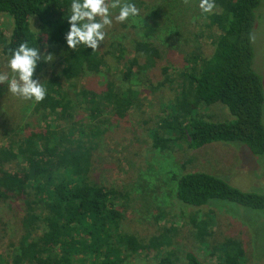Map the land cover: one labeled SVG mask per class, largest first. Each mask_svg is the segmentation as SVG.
Returning <instances> with one entry per match:
<instances>
[{
    "label": "trees",
    "instance_id": "1",
    "mask_svg": "<svg viewBox=\"0 0 264 264\" xmlns=\"http://www.w3.org/2000/svg\"><path fill=\"white\" fill-rule=\"evenodd\" d=\"M134 2L142 9L143 4ZM68 3L0 0V14L13 20L10 36H0L3 57L9 48L29 40L52 52L55 59L41 66L50 77L48 95L39 103L32 101L31 123L3 126L0 221L12 215V203L19 199L24 216L22 235L17 243H9L7 254H0V264H135L141 258L154 259L153 264H204L193 252L179 262L171 230L148 241L125 232L128 196L93 178L98 164L94 152L114 122L125 120L143 100L145 92L137 87L147 84L155 93L172 86L176 98L169 105L170 113L155 127L145 123L154 151L237 145L264 166V84L254 68L252 45L263 0H215L213 13L203 21L192 17L194 25L207 23L214 31L208 36L212 52L200 54L194 47L185 54L177 74L165 64V50L153 43L165 37L152 36L150 23L157 21L142 18L148 15L138 16L130 38H112L107 47L101 42L95 51L83 46L67 49L63 40L67 24L61 17L67 14ZM36 18L38 29L33 26ZM180 30L185 31L178 23L171 33ZM177 41L182 42L180 37L170 38ZM89 75L94 82L78 84ZM214 105L228 111L227 121H213L204 112ZM34 126L41 131L20 135L22 127ZM6 166L16 167L8 171ZM171 179L175 198L185 207L229 208H221L224 203L264 212V190L244 191L206 172H185ZM121 201L125 204L119 205ZM191 223L204 244L208 223L195 218ZM219 253L221 264H241L247 258L245 244L234 238L225 239Z\"/></svg>",
    "mask_w": 264,
    "mask_h": 264
},
{
    "label": "rangeland",
    "instance_id": "2",
    "mask_svg": "<svg viewBox=\"0 0 264 264\" xmlns=\"http://www.w3.org/2000/svg\"><path fill=\"white\" fill-rule=\"evenodd\" d=\"M135 1L143 4L142 9L138 6L139 17L148 15L147 18L143 16L142 18L157 21L150 23L152 36L165 37V39L162 38L163 41L158 39L153 43L165 50V64L171 66L172 74L180 72L185 54L193 51L194 47L200 54L210 55L212 46L208 36L214 35V31L209 30L206 22L198 26L199 23L194 25L192 21V17L203 21V17L207 15L201 13L198 0ZM258 12L259 17L257 13L253 29V62L255 71L257 70L256 72L262 77L264 84V0ZM137 18H129L123 23L113 21L112 26L106 29L107 35L102 42L103 45L107 47L112 38L120 37L122 40L121 36L124 35L132 37L134 30L131 27ZM166 22L168 24H165ZM178 23L185 31L180 30V36L179 33L172 35V26L178 29ZM122 24L126 25L125 29ZM191 24L192 27L189 28ZM39 25L40 22L36 18L33 26L38 29ZM12 29L13 20L0 14V36L9 37ZM171 35L180 37L182 42H170ZM165 40L170 44L164 45ZM0 72L11 75L6 67V58L1 54V45ZM94 81L95 77L89 75L78 84L84 86ZM136 90L145 92L143 100L125 120L114 122L113 127L103 136L101 144L94 152L98 164L93 178L128 196L125 232L138 237L141 241H148L171 230L170 235L174 241L172 249L177 254L179 262L185 259L188 252H193L204 264H219V262L221 264L220 245L225 239L234 238L241 240L246 246L247 258L241 264H264V212H253L224 203H220L221 208L224 206L229 208L207 207L197 210L185 207L176 200L175 182L171 179L185 172H206L227 180L241 190L258 191L264 190V166L237 145L217 144L199 151L187 147H172L164 153L154 151L145 128L155 127L161 118H165L170 113L169 105L176 98L175 89L167 86L161 91L151 93L148 85L144 84ZM31 105V100H23L11 94L7 90L6 82L0 84V146L5 145L3 126L11 124L10 128H12L18 127L19 124L24 127L31 123ZM204 112L216 122L227 121L230 117L228 111L220 105L208 107ZM35 122L33 119L32 124L36 125ZM145 123L148 124L147 127ZM23 127L21 136L28 135L32 131H41L36 126L31 129ZM184 166L186 170L183 169ZM15 167L6 166V170L13 171ZM122 201L118 204H125ZM12 207V215L7 214L5 219L0 221V254H7L9 243H17L22 235L23 201L19 199L13 202ZM157 217L160 218L159 222ZM192 218L208 223L209 236L204 244L198 241L197 231L191 223ZM154 262V259L141 258L135 264Z\"/></svg>",
    "mask_w": 264,
    "mask_h": 264
},
{
    "label": "clouds",
    "instance_id": "3",
    "mask_svg": "<svg viewBox=\"0 0 264 264\" xmlns=\"http://www.w3.org/2000/svg\"><path fill=\"white\" fill-rule=\"evenodd\" d=\"M67 14L61 17L67 28L63 40L67 49L78 46L95 51L107 35L113 21L123 23L140 15L134 0H69ZM215 0H198L202 14H212ZM8 74L0 72V84L6 82L7 90L23 100L39 103L48 95V73L41 67L55 59L52 52L34 41L24 40L5 53Z\"/></svg>",
    "mask_w": 264,
    "mask_h": 264
}]
</instances>
